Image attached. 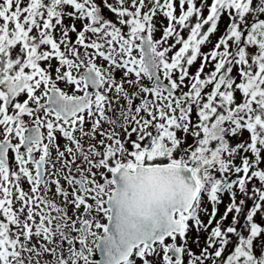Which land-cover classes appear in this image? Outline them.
<instances>
[{"label": "snow or ice", "instance_id": "6c2138e0", "mask_svg": "<svg viewBox=\"0 0 264 264\" xmlns=\"http://www.w3.org/2000/svg\"><path fill=\"white\" fill-rule=\"evenodd\" d=\"M0 264H264V0H0Z\"/></svg>", "mask_w": 264, "mask_h": 264}, {"label": "rangeland", "instance_id": "374dc122", "mask_svg": "<svg viewBox=\"0 0 264 264\" xmlns=\"http://www.w3.org/2000/svg\"><path fill=\"white\" fill-rule=\"evenodd\" d=\"M107 16H109L110 18H111V14L110 13H105ZM227 202V200H225V203ZM223 208H224V206L223 205H221V212L223 211Z\"/></svg>", "mask_w": 264, "mask_h": 264}]
</instances>
